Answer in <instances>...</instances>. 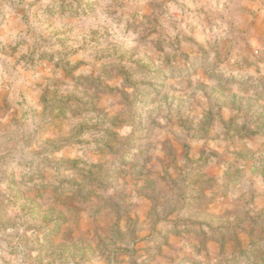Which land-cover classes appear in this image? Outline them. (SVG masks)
I'll use <instances>...</instances> for the list:
<instances>
[{"label": "rangeland", "instance_id": "374dc122", "mask_svg": "<svg viewBox=\"0 0 264 264\" xmlns=\"http://www.w3.org/2000/svg\"><path fill=\"white\" fill-rule=\"evenodd\" d=\"M0 264H264V0H0Z\"/></svg>", "mask_w": 264, "mask_h": 264}]
</instances>
